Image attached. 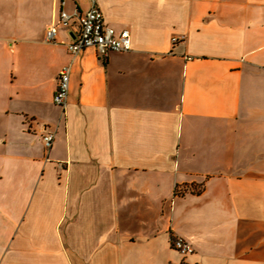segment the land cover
I'll return each mask as SVG.
<instances>
[{"label":"crops","instance_id":"0c3cea01","mask_svg":"<svg viewBox=\"0 0 264 264\" xmlns=\"http://www.w3.org/2000/svg\"><path fill=\"white\" fill-rule=\"evenodd\" d=\"M96 7L128 52L44 42L89 0H0V264H264V0Z\"/></svg>","mask_w":264,"mask_h":264},{"label":"built area","instance_id":"2783aa9c","mask_svg":"<svg viewBox=\"0 0 264 264\" xmlns=\"http://www.w3.org/2000/svg\"><path fill=\"white\" fill-rule=\"evenodd\" d=\"M97 0H89V8L83 13L71 14L60 10L57 23L49 25L44 32L43 40L46 43L54 42L58 26H74V38L66 43V49L71 57L76 56L81 50L92 48L99 58L103 59L109 52L125 53L130 50V36L126 29L115 32L107 25L96 7ZM62 4V2H61ZM176 38L171 42L175 43ZM69 83V67L63 66L56 76V88L52 95V104L63 110L67 100ZM54 132H44L41 142L45 150H48L53 142ZM172 250L185 257L193 253V249L183 239L174 237L170 239Z\"/></svg>","mask_w":264,"mask_h":264}]
</instances>
